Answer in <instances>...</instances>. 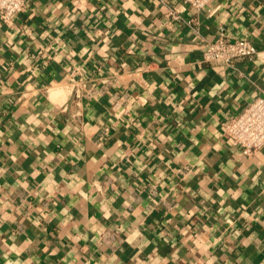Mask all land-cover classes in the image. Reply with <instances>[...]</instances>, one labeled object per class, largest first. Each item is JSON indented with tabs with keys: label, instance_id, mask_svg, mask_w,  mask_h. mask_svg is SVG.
Returning <instances> with one entry per match:
<instances>
[{
	"label": "crops",
	"instance_id": "crops-1",
	"mask_svg": "<svg viewBox=\"0 0 264 264\" xmlns=\"http://www.w3.org/2000/svg\"><path fill=\"white\" fill-rule=\"evenodd\" d=\"M158 2L0 20V264H264V146L223 130L264 88V0ZM221 27L259 53L203 61ZM75 80L82 127L60 109Z\"/></svg>",
	"mask_w": 264,
	"mask_h": 264
},
{
	"label": "built area",
	"instance_id": "built-area-1",
	"mask_svg": "<svg viewBox=\"0 0 264 264\" xmlns=\"http://www.w3.org/2000/svg\"><path fill=\"white\" fill-rule=\"evenodd\" d=\"M29 0H0V20L11 25L20 12H23ZM161 9L174 19L181 18L178 10L170 7L167 0H158ZM197 11L207 7L212 0H181ZM185 23L196 33L200 34L198 22L194 19L184 20ZM259 53L258 47L249 39L229 36L221 27L213 39H206V47L203 51V61L207 63L219 62L227 67H234L236 61L241 59L252 60ZM70 87L69 102L62 106V112H70L71 118L81 127L85 124L82 114V102L90 96L91 90L86 87L85 80H75L68 84ZM71 107H76L71 111ZM223 130L228 136L231 144L241 154L251 156L264 146V88L252 102H250L242 113L231 117L223 125ZM108 131L106 127L104 133ZM114 236L110 235V239Z\"/></svg>",
	"mask_w": 264,
	"mask_h": 264
}]
</instances>
